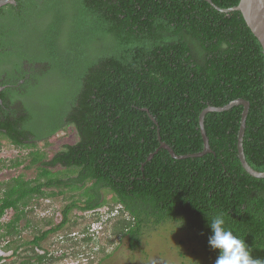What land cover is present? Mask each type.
Here are the masks:
<instances>
[{
	"label": "trees",
	"instance_id": "obj_1",
	"mask_svg": "<svg viewBox=\"0 0 264 264\" xmlns=\"http://www.w3.org/2000/svg\"><path fill=\"white\" fill-rule=\"evenodd\" d=\"M211 1L229 8L239 0ZM214 5L14 0L0 6V136L30 148L25 166L38 171L33 179L0 181V264L15 262L3 261L8 250L18 264L58 260L35 248L62 227L69 240L79 230L82 243L92 242L80 249V242L69 241L78 246L73 257L83 252L91 264L98 254L108 256L107 244L95 250L101 240L89 235L104 205L101 230L126 235L130 250L145 227L170 221L184 233L180 244L214 262L219 253L208 244L207 219L222 213L251 259L264 264V177L250 175L237 152L243 106L206 113L211 152L174 158L159 147L163 141L176 154L201 151L202 109L244 98L245 159L264 171L262 48L239 11ZM68 128L69 140L61 137L58 148L44 149ZM67 192L74 195L59 222L23 239L19 223L33 214L31 201L67 198ZM73 208L96 213L80 215L79 222L68 218ZM8 209L12 217L2 223Z\"/></svg>",
	"mask_w": 264,
	"mask_h": 264
},
{
	"label": "rangeland",
	"instance_id": "obj_2",
	"mask_svg": "<svg viewBox=\"0 0 264 264\" xmlns=\"http://www.w3.org/2000/svg\"><path fill=\"white\" fill-rule=\"evenodd\" d=\"M65 83L68 85L69 81ZM71 136L72 131L68 128L66 131H61L56 134L52 142H58L61 137L69 140ZM54 143L49 144L44 149L50 152V150H55L61 144L58 143L56 146V143ZM38 147L40 148L39 145ZM29 150L30 148L26 147H16L7 141L5 137L0 136V181L8 180L17 175L22 176L24 179H33L37 176L38 171L34 166H25L28 164L27 152ZM16 160L19 161V164L12 165V162ZM45 190H48V188ZM68 192L67 198H63L62 195L56 197L42 196L39 199L34 198L30 204L34 208L33 214H28L19 223L22 229L20 236L23 239H29L35 231L48 229L52 223L56 224L59 222L61 210L69 201V194L74 195L73 192ZM107 206L104 205L98 208L97 211L101 213V219L95 224L92 225L91 223L89 225V235L94 237L95 241L101 240L98 241L94 249H99L100 244H107L105 247L109 255L103 257L102 254H98L97 258L91 264H215L212 257L191 251L187 243L180 244L184 233L174 222L170 221L156 225L150 224V226L145 227L141 234L139 246L134 250H130L127 246L128 240L126 235L113 233L111 227L105 231L101 230L103 228L102 222L108 216L106 213ZM113 212L118 213L116 209ZM12 213L13 210L8 209L1 217L2 223L7 222L12 217ZM94 213L96 212H85L78 208H73L69 212L68 218L75 219L77 217L76 219L80 222V215H85L86 218H89ZM41 218H45L46 220ZM47 219L50 223H45ZM27 223L29 224L28 226H26ZM74 232L71 233L72 240H69L68 235L70 234H65V229L62 227L56 233L48 236L42 242V247L35 248V251L40 254L47 252V257L51 255L53 258L61 257L52 262H45V264H88L84 257L85 255L81 254L83 252L79 253L76 258L72 256L71 252L75 251V249L77 250L78 246L70 242H80V249L92 244V242L82 243L85 234H82L79 230H75ZM181 252L184 253L183 256H180L179 253ZM2 255L3 257H7V260L4 259L3 261H15L12 264H18L19 259L15 260L11 258L9 250L3 251Z\"/></svg>",
	"mask_w": 264,
	"mask_h": 264
},
{
	"label": "water",
	"instance_id": "obj_3",
	"mask_svg": "<svg viewBox=\"0 0 264 264\" xmlns=\"http://www.w3.org/2000/svg\"><path fill=\"white\" fill-rule=\"evenodd\" d=\"M207 1H209L212 5H214L211 0H207ZM13 2L14 0H0V6L6 3H13ZM215 7L219 9L220 11H224V12H229L231 10L239 11L242 14V17L246 25L248 26V28L251 30L253 35L259 41L261 48H262V53L264 56V0H239L237 5L233 7H229V8H219L217 6ZM1 88L2 87L0 86V89ZM263 97H264V76H263ZM237 104H241L243 106V110H242L241 117H240V125L238 129V134H237V152H238L239 160L241 162L242 167L250 175L254 177H264V171H258L252 168L245 159V154H244L243 146H242V139H243V134H244V129H245L246 116H247V112L249 108V101L244 98H235L231 100L229 103L222 105V106L208 105L202 109V111L199 114V119H198L199 129H200L201 137L203 140V149L201 151L194 152V153H187V154H176L174 150L167 143L163 141L160 142L159 147L167 149L170 155L174 158L201 156L207 152H211L212 150L210 148L208 137L206 135V131L204 128V117L206 113L209 111L227 110ZM159 147L156 148L153 152H151L148 155L147 160H149L153 156V154L157 152Z\"/></svg>",
	"mask_w": 264,
	"mask_h": 264
},
{
	"label": "clouds",
	"instance_id": "obj_4",
	"mask_svg": "<svg viewBox=\"0 0 264 264\" xmlns=\"http://www.w3.org/2000/svg\"><path fill=\"white\" fill-rule=\"evenodd\" d=\"M207 220L212 233L208 237V244L213 250H218L219 253L215 264H257V261L251 259L244 240L234 235L226 227V221L222 213L216 214ZM95 223H92V225Z\"/></svg>",
	"mask_w": 264,
	"mask_h": 264
}]
</instances>
